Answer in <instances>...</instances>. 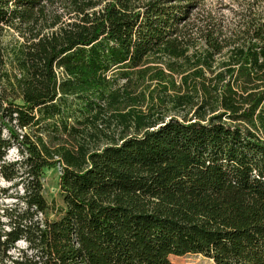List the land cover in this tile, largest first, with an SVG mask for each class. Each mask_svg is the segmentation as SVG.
Masks as SVG:
<instances>
[{"label":"trees","instance_id":"trees-1","mask_svg":"<svg viewBox=\"0 0 264 264\" xmlns=\"http://www.w3.org/2000/svg\"><path fill=\"white\" fill-rule=\"evenodd\" d=\"M203 1L0 0V179L20 188L0 216V264H264V13L250 8L232 40L196 24ZM6 27L26 36L10 69ZM195 36L206 46L184 81L200 102L175 106L195 117L140 114V134L101 146L132 77L151 57L188 58ZM56 167L64 207L50 218Z\"/></svg>","mask_w":264,"mask_h":264},{"label":"rangeland","instance_id":"rangeland-1","mask_svg":"<svg viewBox=\"0 0 264 264\" xmlns=\"http://www.w3.org/2000/svg\"><path fill=\"white\" fill-rule=\"evenodd\" d=\"M103 2L94 10H98L105 5ZM255 3V7L252 4ZM250 8L257 10L259 15L264 13V0H204L199 9V17L196 20V24H203L208 22V18H212L216 23L220 24L223 28V32L226 36H230L233 39H237L236 29L241 28L242 24L246 20V15L251 13ZM61 13V12H60ZM249 17V16H247ZM69 16L65 15L64 20H69ZM71 20V19H70ZM240 30V29H239ZM237 30V31H239ZM241 31V30H240ZM26 40V36L21 30L13 27H6L3 32V48H4V60L8 62V68H11L10 59L11 52L20 46L21 42ZM195 44L190 47L188 52V58L174 59L169 56L161 55V57H151L147 60V63L142 67V71L146 70L143 74L138 73L133 76L131 82L128 85L127 90L129 99H124L113 110V117L108 114L104 117V122H101L100 127L102 131L97 134L100 136V145L106 143V138L113 136H119L122 132L126 131V135L140 134L143 129H137L135 127L136 118L140 114H149L147 116L153 118H159L163 116L165 119L171 117L183 118V116L194 118L197 107H190L185 105L181 108H176V100L179 96L186 94L193 98V102H200L199 92L191 91L193 88V80L190 78L186 83L184 81L185 76H189L193 72L192 62L196 60V54L205 50L206 43L197 40V36L194 37ZM221 55L220 58L226 57L228 51ZM172 65L174 70H171L168 66ZM125 80H119L118 84H124ZM128 114L127 128L123 123V119L120 115ZM212 113H209L211 115ZM208 115V116H209ZM110 125V127H107ZM89 141H92L89 139ZM94 144V142H91ZM99 145V144H98ZM97 147V145H93ZM20 157L18 150L13 147L8 151L7 159L14 161ZM61 174V167L46 170L44 173V196L50 205V218L57 216V209L63 208V198L60 193L59 178ZM0 188L8 189L7 192L0 190V216L3 209L7 205H11L15 202L12 197L16 194L20 188L15 187L11 182H7L3 178L0 179ZM19 246H23L20 242ZM173 264H215L210 258H207L200 254H186L184 256H171Z\"/></svg>","mask_w":264,"mask_h":264}]
</instances>
